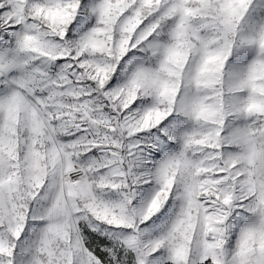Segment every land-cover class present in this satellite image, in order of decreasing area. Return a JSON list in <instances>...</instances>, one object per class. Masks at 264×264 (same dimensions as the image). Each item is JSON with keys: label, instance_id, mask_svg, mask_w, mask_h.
I'll use <instances>...</instances> for the list:
<instances>
[{"label": "snow or ice", "instance_id": "obj_1", "mask_svg": "<svg viewBox=\"0 0 264 264\" xmlns=\"http://www.w3.org/2000/svg\"><path fill=\"white\" fill-rule=\"evenodd\" d=\"M0 264H264V0H0Z\"/></svg>", "mask_w": 264, "mask_h": 264}]
</instances>
